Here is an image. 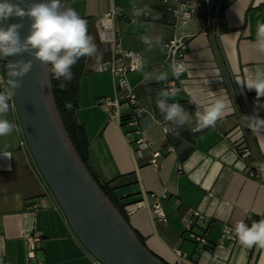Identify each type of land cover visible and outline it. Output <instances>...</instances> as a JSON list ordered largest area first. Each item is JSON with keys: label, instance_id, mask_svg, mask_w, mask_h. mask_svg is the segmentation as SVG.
I'll return each instance as SVG.
<instances>
[{"label": "crops", "instance_id": "crops-1", "mask_svg": "<svg viewBox=\"0 0 264 264\" xmlns=\"http://www.w3.org/2000/svg\"><path fill=\"white\" fill-rule=\"evenodd\" d=\"M228 1L219 11L215 38L210 31H199L206 17L204 6L196 18L176 30V34L187 36V70L180 75L181 89L166 102L181 104L190 117L185 125L176 126L164 121L156 105L158 94L165 89L164 81L154 76L166 72L169 79L172 75L170 61L164 59L165 42L173 33L171 17L159 0H62L82 18H89L88 33L94 37L101 61L111 55L110 44L99 34L100 23L107 21L101 16L113 9L116 15L112 21L121 31L122 47L142 55V68L127 74L143 108L139 133L109 118L99 104L101 97H112L117 89L109 71L90 70L95 56L84 59L75 119L85 132L93 173L107 183L146 247L168 264H264V248H246L235 234L234 239L222 235L224 224L234 229L250 213L264 216V174L258 178L248 175L249 167L264 165V131L256 134L249 129L250 138L243 120V116L253 115L264 119V97L258 99L254 90L237 83V78L245 81L256 67L264 70V55L251 47L258 22L264 23V0ZM144 6L150 9L148 14L134 15L135 9ZM143 36L152 39L151 50ZM156 37H162V45H157ZM4 60L0 59V69ZM145 75L150 78L145 80ZM221 96L230 101L229 110L214 126L193 131L192 104ZM118 112L124 118L129 108L122 105ZM5 118L15 123L17 130L0 137V152L12 153L10 161L0 158V264H94L49 192L28 148L20 145L23 133L15 107ZM173 128L179 131L178 136ZM138 135L150 142L141 156L134 152L133 140ZM240 140L249 148L244 157L234 149ZM158 148L161 166L155 169L149 160L151 151ZM156 203L166 222L156 217ZM193 211L204 216L194 226L196 232H205L208 246L204 248L196 246L185 232L184 221ZM29 237L34 238L32 256L28 255ZM176 248L184 256H177Z\"/></svg>", "mask_w": 264, "mask_h": 264}, {"label": "clouds", "instance_id": "clouds-1", "mask_svg": "<svg viewBox=\"0 0 264 264\" xmlns=\"http://www.w3.org/2000/svg\"><path fill=\"white\" fill-rule=\"evenodd\" d=\"M141 12L148 14L150 9L144 6L143 9L134 10V15H141ZM28 18L31 20L28 35L22 40L20 29L22 23H8L11 18ZM143 42L149 45L151 50L152 39L148 36L142 37ZM157 45H162V37H156ZM251 47L261 55H264V23L257 24L255 42ZM163 50V47H161ZM27 53L42 66L46 68L50 78L57 81L63 79L70 82L74 78L73 66L83 57H96L94 68L103 71L105 65L101 64V56H97V45L94 37L88 33V22L69 5L62 3V0H42V2H32V0H0V59L19 56ZM33 60L11 61L8 65V77L4 87L0 90V137L10 135L17 130V125L6 119L12 105L10 101L14 97L15 90L21 87V79L32 69ZM137 69L142 68L141 63H137ZM187 69L181 62L174 61L171 65L172 74L179 78L181 73ZM20 78V79H18ZM150 77L145 75L144 79ZM157 81H166L168 74L161 72L154 76ZM237 83L246 86L249 90H254L256 97H264V70L256 67L254 72L245 80L237 78ZM66 85L60 84L61 88ZM175 96V90H164L158 94L156 105L159 112L163 114L166 122H172L176 126H183L189 122V115L179 103H167L166 99ZM196 103V101H193ZM230 101L224 97H217L208 103H197L195 118L197 127L193 131L214 126L218 119L223 117L229 110ZM70 107V105H69ZM245 125L256 134L264 131V119L258 115L243 116ZM175 135H179L176 128L172 129ZM0 158L12 159V153L8 151L0 152ZM264 171V168H262ZM234 231L240 245L246 248L253 246L264 248V219L253 221L249 227L243 221L237 222Z\"/></svg>", "mask_w": 264, "mask_h": 264}, {"label": "water", "instance_id": "water-1", "mask_svg": "<svg viewBox=\"0 0 264 264\" xmlns=\"http://www.w3.org/2000/svg\"><path fill=\"white\" fill-rule=\"evenodd\" d=\"M221 1L209 0L211 14ZM10 23L23 24L22 40L28 35L30 19L13 17ZM215 34L211 32L214 38ZM29 59L32 69L15 90V109L33 162L77 239L103 264H166L140 241L83 163L60 117L46 68L27 53L9 57L3 66L5 80L11 61ZM224 69L237 100L230 74Z\"/></svg>", "mask_w": 264, "mask_h": 264}, {"label": "built area", "instance_id": "built-area-1", "mask_svg": "<svg viewBox=\"0 0 264 264\" xmlns=\"http://www.w3.org/2000/svg\"><path fill=\"white\" fill-rule=\"evenodd\" d=\"M159 4L162 10L170 15V24L173 29L172 35L167 38L165 42L164 59L170 61L171 65L174 61H176L183 63L186 67L184 53L188 46L187 36L176 34L177 28L181 23L196 18L199 9L204 6L206 10V17L200 22L199 31L205 34L208 33V31L217 33V23L219 21V7L215 8L213 13L211 14L209 11V0H159ZM216 11L218 12L217 14L215 13ZM115 15L116 10L113 9L101 16V18L107 19V21L100 23L99 34L103 41L110 44L111 55L109 59L101 61L100 63L105 65L103 71H109L112 74L117 93L112 97H101L99 99V104L106 110L109 118L117 119L120 123H124L126 125L131 126L132 128H134L135 132L139 133V118L142 115L143 108L140 104L135 88L128 83L127 74L129 72L139 70L137 69L136 65L137 63L142 64V55L139 51L122 47L121 31L112 21V18ZM90 70L96 72H103L95 70L94 65L90 68ZM0 81H4L6 83L3 69H0ZM163 85L165 90H175V92L178 91L179 89H181L180 76L179 78H177L172 74L169 79L163 82ZM3 87L4 83H0V90H2ZM10 104L15 107L13 98L10 101ZM122 105H125L129 108V113L124 118H120L118 112L119 108ZM191 109L193 111V114L195 115V112L197 111V105L192 104ZM162 125L164 130L167 131V124L163 123ZM196 127L197 122L195 123L193 129H195ZM19 143L21 146H25L28 148L24 135L21 136ZM133 143L134 152L137 156H141L143 152L149 149L150 147V142L141 135H138V137L133 140ZM168 149H171V147H168ZM234 149L236 150L238 155L242 157L247 155L249 152L248 146L244 145L242 140L237 141L234 144ZM161 157V149L158 148L156 150L151 151L149 163L152 165L153 168H160ZM262 168H264V165L249 167L248 175L251 177L258 178L261 176V174H264ZM153 211L160 221H167L166 215L159 203H156L153 206ZM203 218L204 216L200 212L193 211L192 214L188 216L184 221L185 232L189 234L190 238L194 241L196 246L200 248L208 246L207 238L205 232H196L194 230V226L198 219ZM230 229L233 228L229 224H224L222 228V235L234 239L235 233L234 231H229ZM28 243L30 248V250L28 251V255L32 256L34 238L29 237ZM174 251L177 256H184V253L179 248H176ZM90 256L94 264H103L102 262L94 258L91 254Z\"/></svg>", "mask_w": 264, "mask_h": 264}, {"label": "trees", "instance_id": "trees-1", "mask_svg": "<svg viewBox=\"0 0 264 264\" xmlns=\"http://www.w3.org/2000/svg\"><path fill=\"white\" fill-rule=\"evenodd\" d=\"M228 0H222L219 5V11H221L227 4ZM88 22V32L90 27V20L89 18H84ZM85 57L81 58L75 66H73L72 71L74 73V78L70 82H65L61 78V80L57 81L56 79L52 78V91L55 98V102L57 108L60 113V117L63 121V124L68 132V135L76 148L80 158L82 159L83 163L96 180L102 191L108 196V198L112 201V203L116 206L119 212L123 215V217L127 220V217L123 211L121 204L113 196L111 189L108 187L107 183L99 180L97 176L93 173L92 169L90 168L89 161H88V149H87V138L83 128L77 123L75 119V110L77 107V96H78V81L83 71V63ZM5 60L3 62L4 66ZM2 66V67H3ZM64 83L66 86L64 88L60 87V84ZM70 105V107H69ZM260 219H264V216H258L254 214H248L245 218L244 223H246L249 227L251 226L253 221H258ZM128 221V220H127ZM134 230V229H133ZM135 231V230H134ZM136 235L140 239L141 242L144 243L141 236ZM154 254V253H153ZM158 257V256H157ZM159 258V257H158ZM162 260V259H160ZM163 261V260H162ZM164 262V261H163ZM166 263V262H164ZM168 264V263H166Z\"/></svg>", "mask_w": 264, "mask_h": 264}]
</instances>
